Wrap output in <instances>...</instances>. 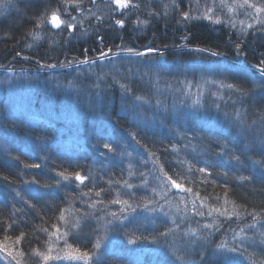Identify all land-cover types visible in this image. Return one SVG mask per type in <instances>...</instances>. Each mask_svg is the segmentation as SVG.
Masks as SVG:
<instances>
[{"label":"trees","instance_id":"16d2710c","mask_svg":"<svg viewBox=\"0 0 264 264\" xmlns=\"http://www.w3.org/2000/svg\"><path fill=\"white\" fill-rule=\"evenodd\" d=\"M15 1V11L0 19V67L10 64L25 69L47 67L51 72L62 74L67 66L73 65L71 71L78 66L81 75H75L72 80L80 83L83 90L78 99H73L74 103L70 97L63 102L59 100L63 105L71 103L78 108L75 114L72 109H60L59 102L48 109L49 95L43 89L35 93L31 103L25 107L12 105L9 112L2 105L4 100H0V130L9 135L8 145L11 138L16 145L15 148L12 143L10 153L0 152V179L17 185L23 178V171H29L30 180L39 188L54 183L53 173L68 177L79 174L85 178V183L78 192L74 188L77 182H72L62 193L39 196V202L29 198L32 214L23 217L11 216L10 203L0 200V242L17 244L20 253L26 256L35 255L36 251L44 253L50 231L60 228V218L64 216L73 222L68 212L81 211L73 205L79 196L114 204L127 180V168L119 157L135 151L151 157L169 178L184 185L202 201L201 214L207 215V211H218L223 205L231 204L230 209L235 213L241 211L247 216L264 218V87H261L264 77L254 70L264 60L262 27L251 29L242 39L240 33L231 31L226 25L212 26L200 18L185 22L179 14L189 11L184 0H176L178 9L173 8L172 0H132L139 7L123 10L124 16L109 11L88 15L72 35L82 29H90V35L70 41L62 38L68 36L64 25L54 31L47 21L38 24V18L57 8L64 18L80 17L83 11L90 9L91 0H80L75 10L73 4H68L70 16L64 12L63 0ZM97 1L111 4L110 0ZM121 18L125 23L119 28L115 19ZM134 22L139 26L134 27ZM142 23H145L143 27ZM37 32L41 34V41L27 45L29 37ZM57 33L60 38L56 37ZM54 37L56 42H52ZM180 46L196 50H174ZM128 49H132L131 53L145 49L154 51V54L142 55L144 66L157 64L159 67L155 70L163 71V63L169 64L170 72L159 71V76L171 78L177 75L175 69H186L187 77L190 74L189 79L195 86L201 84L198 74L205 73L206 81L222 80L243 91L235 92L234 106L228 104V100L222 102L221 110L226 113L219 115L218 126L206 123L197 109L189 115L174 114L170 108L157 109L155 102L165 100L166 95L158 96L136 77L129 82L131 78L122 71L128 66L134 70L138 62L121 59L112 66L101 65L102 53L129 52ZM203 51L217 55L210 56ZM69 71L62 79L70 76ZM87 99L89 104H85ZM238 106L245 117L241 123L227 111ZM151 112L154 117L148 116ZM221 116L226 117L225 122H220ZM73 128L80 129L82 134L72 135ZM188 139L194 140L193 150L177 153L175 149ZM105 144L112 150L105 148ZM86 217H83L84 222ZM67 226L65 230L76 233L75 237L72 234L65 237L67 246L92 253L94 243L89 240V230L78 233L72 223ZM21 234L22 238L16 243ZM211 241L208 249L218 250L221 244ZM208 249L197 250L199 254L204 252L203 256L195 255L188 261L191 264H222V255L212 257ZM129 258L126 250L113 251L93 264H129ZM166 264L176 263L168 260Z\"/></svg>","mask_w":264,"mask_h":264},{"label":"rangeland","instance_id":"374dc122","mask_svg":"<svg viewBox=\"0 0 264 264\" xmlns=\"http://www.w3.org/2000/svg\"><path fill=\"white\" fill-rule=\"evenodd\" d=\"M110 1L111 4L106 5L91 0L93 4L91 3L90 9L83 11L80 17L76 16L78 23L74 28H67L68 36H62V38H69L70 41L73 38H87L90 35V29H82L76 35H72V32L75 31L76 27L82 26L88 15L109 11L110 7L115 8L112 0ZM184 2H186V9H189L192 16L200 18L212 26L226 25L231 31L240 33L242 39L247 37L251 29L256 30L264 27V12L257 13L255 9L248 8L246 5L241 7L243 0H215V3H213V0H184ZM15 3V0H0V19H3L12 10L15 11ZM249 3L264 5L262 0H249ZM229 6L232 8L231 11H229ZM209 7L213 9V12L209 13L211 19L204 17L206 8ZM121 11L123 10L117 11L116 14L121 13ZM60 18L62 20L70 19L62 16ZM217 19L220 21L219 23L215 22ZM47 24L54 31L57 30L51 23L47 22ZM133 24L134 27L139 26L137 22ZM142 24L143 27L145 23ZM117 26L121 28V26ZM40 35L39 32L34 33L29 37L26 44L32 46L37 40L41 41ZM59 36L60 33H57L56 37L60 38ZM56 37H54L55 40L52 39V42H56ZM69 44L68 42L65 43L66 46ZM177 49L196 50V48H182V46L174 48V50ZM203 52L214 56L211 52ZM139 53L142 54L136 55V53L126 51L105 53L108 55L100 56L104 57L101 65L112 66L114 62L121 59H134L136 63L138 62L134 70L129 66L126 67V70H119L126 72L127 77L131 78L129 82L136 77L158 96L166 95L165 100L155 102L157 109L167 110L170 108L174 114L182 112L184 115L193 114L197 112L195 111L197 109L206 123L218 126L219 115L224 116L223 113H226V110L224 112L221 110L222 102L228 100V104L234 106L235 98L233 96L238 89L229 87L224 81L216 79L206 81L205 73H201L197 77L201 84L195 86L189 79L190 74L187 77L186 69L181 71L175 69L177 75L165 78L159 76L158 72H170L169 64L163 63V66H165L163 71L155 70L159 67L157 64L144 66L145 64L141 62L142 55H151L154 54V51L145 49ZM213 59L211 58V60ZM147 64L150 63L147 62ZM72 66H67L66 72L62 74L51 72L52 70L47 67L25 69L17 68L12 64L7 67H0V100H4L2 105L6 110L8 109V112L10 107L15 104L25 107L34 100L35 93L43 89L49 95V101L46 104L48 109L49 106L53 107L54 103L59 102L60 109L66 111L72 109V114H75L78 108L75 109L70 104L76 102L73 99H78L82 94L80 90L83 89L82 85L75 83L72 78L77 74L81 75L82 71L78 69V66L74 68L76 70L71 71ZM254 70L258 71L255 68ZM68 71L70 76L67 79H62ZM43 73L45 75H41ZM58 96L61 97L58 98ZM66 97H70L71 103L68 99L69 106L61 103L64 100L66 101ZM88 100L85 104H89ZM227 111L236 122L241 123L244 121L245 117L242 108L239 106ZM148 116L154 117L153 112ZM223 116H221L220 122H225L226 117ZM4 133L0 130V152L10 153L12 143L15 148L16 145L12 138L8 145L6 140H8L9 135ZM75 133L81 135L82 131L73 128L71 134ZM180 146L175 149L179 154H183L187 150H193L194 140L188 139ZM99 156H103V154L99 153ZM119 158L127 168V180L115 200L119 201L118 203L114 202V204L107 205L92 200L90 196L77 193L78 196L79 194L81 196L78 197L77 203H73V205L75 208H80L81 211L76 213L70 210L68 214L72 217L73 222H69V219L63 216L60 218V228L54 227L50 231L51 237L48 240V247L44 250V254H50L54 257L53 259L44 261L41 256L36 254H30L31 256L19 255L20 250L17 244L0 242V264H17V260L20 261V264H93V262L102 260L107 253L122 250L128 251L129 264H166L168 260L176 264H191L188 258H193L195 255H198V258L202 257L204 252L199 254L197 250L211 248L209 242L211 240L226 245V248L219 247L218 250L208 249L209 253L212 252V257L220 254V256L222 255L220 259L223 260V254L227 249L234 247L237 251L228 253L234 264H253V262L254 264H264V218L247 216L245 215L247 213L243 214L241 211H238L239 214L238 212L235 213L232 211L233 209H230L231 204L228 206L223 205L222 209L218 211H207L208 214L203 215L199 211L204 208L203 202L198 200L184 185L177 182L173 184V180L167 176L159 163L151 157L138 154L135 151L123 153ZM23 172V178L17 185L0 179V200L10 203L11 216L19 215L23 217L27 216L26 214H32L29 198L39 202V196L62 193L66 191L64 189L70 183L72 186V182H77L74 188L78 192L79 188L85 183L84 180L83 182L77 180L76 176L68 177L53 173L54 183L49 187L45 186L47 188H39L30 180L29 175L31 172ZM48 175L52 177L51 174ZM177 184L180 187H176ZM113 213H115V216ZM85 215L87 217L84 222L85 218L83 217ZM66 222L69 225L72 223L74 231L78 233L81 230H89V240L94 243V249L92 253H88L90 259L87 261L76 258L84 252H77L65 243V237L68 234H72V237H75L76 234L72 230H65V228H69ZM68 230L69 232H66ZM150 236H156V238ZM130 239L136 242L130 244L128 242ZM97 242H99V248L95 247ZM208 243L209 246L207 247ZM49 248H51L50 253ZM8 251L12 252V256L8 255ZM13 256L16 259H13Z\"/></svg>","mask_w":264,"mask_h":264},{"label":"snow or ice","instance_id":"6c2138e0","mask_svg":"<svg viewBox=\"0 0 264 264\" xmlns=\"http://www.w3.org/2000/svg\"><path fill=\"white\" fill-rule=\"evenodd\" d=\"M79 2L80 0H63V3L65 4V9H64V12L70 16V13H67V5L68 4H73L75 7H74V10L75 8H78L79 7ZM213 3H215V0H213ZM112 4L115 5V8H109V12L110 14H113L117 11H120V10H127V9H130V8H137L139 7L138 4H133L132 3V0H112ZM247 6L248 8H253L255 9V11L257 13H261V12H264V5H257V4H254V3H249V0H243V4H241L240 6L241 7H244V6ZM172 6L174 9H178L179 8V4L176 3V0H172ZM232 8L231 6H229V11H231ZM213 12V9L212 8H206V11L204 13V17L205 18H208V19H211L212 17L209 15V13H212ZM185 22L191 20V19H194L196 17H192L191 14H190V11H180L179 13ZM121 16H124V12L121 11ZM48 22V23H51L53 27L57 28V29H60L61 28V25H64L66 28L68 29H71V28H74L75 25L78 23L76 17L74 16H71L70 19H67V20H62L60 18V9L57 8V9H54L52 10L50 13L46 11V13L44 15H41L39 18H38V24H42V23H45V22ZM215 22L219 23L220 21L217 19ZM124 23H125V20L123 18L121 19H115V24L116 25H119L121 27L124 26ZM234 26V25H233ZM249 27H251V25H249ZM261 30H264V27H262ZM129 52H132V49H128ZM142 53H136V55H141ZM102 55H106L105 53H102ZM213 55H217V53H213ZM84 62V61H82ZM258 67V71L260 73V76L261 77H264V60H262L260 62V66H257ZM229 87H232V85H229ZM261 87H264V81L261 82ZM240 91H243V89H238ZM105 148L109 149L110 151L112 150L111 147L107 144L104 145ZM236 159H239L238 157ZM262 166H264V163H262ZM32 167H38V165H32ZM201 172L204 171V169H200ZM77 180H80L81 182H83V180L85 179L84 177L80 176L79 174H76V177H75ZM65 179H67V177H65ZM243 179H251V177H243ZM173 184H175V181H172ZM176 187H180V185H176ZM190 191V190H189ZM97 196L100 195V193H96ZM116 203H118L119 201H114ZM126 203V202H125ZM113 215L115 216V213H113ZM9 227H11V225H9ZM23 234H21V237H17L16 239V243H19L20 239L22 238ZM5 239H8V237H5ZM130 244L131 243H135L136 241L135 240H132L130 239L128 241ZM99 242H97L95 244V247L96 248H99ZM68 247H71V245H68ZM220 248H226V245L224 244H221L219 245ZM49 253L51 252V248H49ZM77 252H79V249L76 250ZM237 249L236 248H230V249H227V251L223 254V261H222V264H234V261L233 259L228 255L229 252H236ZM36 254L41 256L42 259L44 261H48L49 259H53L54 257H52L50 254H44L42 252H39V251H36ZM8 255L9 256H12V252L11 251H8ZM19 255H23V253H19ZM58 258V257H56ZM78 259H84V260H88L90 259L89 257V254L87 252H84L82 254H80V256L76 257ZM13 259H16L15 256H13ZM17 264H20V261L17 260ZM254 264V262H253Z\"/></svg>","mask_w":264,"mask_h":264}]
</instances>
